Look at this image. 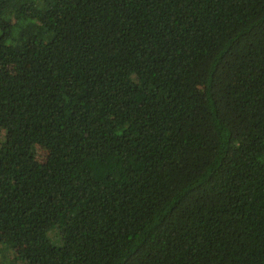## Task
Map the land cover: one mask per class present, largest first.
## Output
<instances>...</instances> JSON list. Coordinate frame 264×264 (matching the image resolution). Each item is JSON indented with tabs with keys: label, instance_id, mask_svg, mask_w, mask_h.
I'll list each match as a JSON object with an SVG mask.
<instances>
[{
	"label": "trees",
	"instance_id": "1",
	"mask_svg": "<svg viewBox=\"0 0 264 264\" xmlns=\"http://www.w3.org/2000/svg\"><path fill=\"white\" fill-rule=\"evenodd\" d=\"M0 234V264H264V0H0Z\"/></svg>",
	"mask_w": 264,
	"mask_h": 264
},
{
	"label": "rangeland",
	"instance_id": "2",
	"mask_svg": "<svg viewBox=\"0 0 264 264\" xmlns=\"http://www.w3.org/2000/svg\"><path fill=\"white\" fill-rule=\"evenodd\" d=\"M48 157H49V149L46 147L36 146L32 151V158L39 163H45ZM0 242H8L7 237L5 235L0 234ZM17 252H20V250L17 249ZM12 264H16V263H12Z\"/></svg>",
	"mask_w": 264,
	"mask_h": 264
}]
</instances>
